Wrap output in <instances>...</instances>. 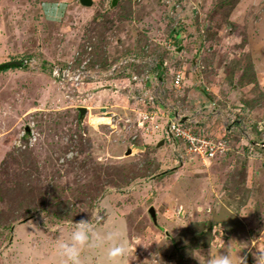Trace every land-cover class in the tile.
Returning a JSON list of instances; mask_svg holds the SVG:
<instances>
[{
    "label": "rangeland",
    "instance_id": "374dc122",
    "mask_svg": "<svg viewBox=\"0 0 264 264\" xmlns=\"http://www.w3.org/2000/svg\"><path fill=\"white\" fill-rule=\"evenodd\" d=\"M139 50L157 56L155 75L168 89L158 126L169 119L164 108L179 107L204 135L222 138L213 156L184 148L178 158L189 162L176 165L171 137H162L165 147L144 143L110 112L113 126L97 124L101 108L89 107L94 124L82 125L79 107L105 89L68 97L51 72L84 65L102 75L88 89L104 82L145 111L147 102L105 73ZM5 52L35 62L0 70V105L9 106L0 116V264H63L58 242L81 219L121 234L129 253L119 264H199L193 255L207 264L230 242L256 264L264 250V0H0V58ZM82 259L105 264L102 249L86 248Z\"/></svg>",
    "mask_w": 264,
    "mask_h": 264
},
{
    "label": "built area",
    "instance_id": "2783aa9c",
    "mask_svg": "<svg viewBox=\"0 0 264 264\" xmlns=\"http://www.w3.org/2000/svg\"><path fill=\"white\" fill-rule=\"evenodd\" d=\"M34 62L35 60L32 58L22 59V64L24 65H34ZM158 63L159 60L156 55L139 50L129 55L122 56L117 62L111 63L105 73L106 75L119 76L118 79L120 83L117 88L118 91L122 90L128 96H134L139 100L147 102V105L150 104L154 106L157 102L162 103L163 95L165 94L164 91L167 89L164 81L155 75V68ZM71 66V63H65L63 68L54 66L51 69L52 75L58 78L59 83L57 84H59L63 90H66V93L65 91L64 93L68 97H88L92 90L88 89L87 86L92 80L100 79L102 75L96 74L97 72L95 70L91 71V69H86L84 65L69 69ZM138 69H141V71L138 72ZM180 80L181 76L176 74L173 79V88L179 87ZM137 82L138 86L136 93L134 87L137 85ZM89 107L90 106L86 107L87 111L81 117L82 125L85 123L84 126H86L87 122L94 124L88 116L91 115L92 118H95V113L92 114ZM155 107L156 110L160 109L159 105ZM99 112L98 115L102 118V122L97 124L114 125L112 123V116L108 114V112L101 109ZM151 112V115H153L154 111ZM167 117L169 119L165 125L166 134L172 139L182 142L187 153H195L201 159H206L213 156L217 149L223 148L224 145L222 142L224 141H222V138L218 139V142H215L214 136L208 134L204 135L205 128L199 126L198 121H186L187 119L182 121L184 116L177 114V112L171 115L167 114ZM217 145H219L220 148Z\"/></svg>",
    "mask_w": 264,
    "mask_h": 264
},
{
    "label": "crops",
    "instance_id": "0c3cea01",
    "mask_svg": "<svg viewBox=\"0 0 264 264\" xmlns=\"http://www.w3.org/2000/svg\"><path fill=\"white\" fill-rule=\"evenodd\" d=\"M3 54H4L5 58L4 57L0 58V64L7 63L9 61H13V60H8L6 57L9 55V52H5ZM14 60H16V59H14ZM31 76L32 75H30L28 77L30 78ZM37 77H39V76L38 75L32 76V78L34 80ZM90 83H93V82H90ZM182 83H183V81H182ZM97 84H98V85H96L97 88L92 89V91L90 92V95L86 98L90 99L91 97H93V95L96 93L95 90H97V89L100 91H103L101 89H105L104 90L106 92L105 95L100 94L93 101L84 103V106H90L91 110H93V111L97 108H101V110H103V111H107V112L112 113L114 121L118 122L119 125L124 126V124L132 123V124H134L136 130L138 131L136 134L137 138L142 139V141H144V143H154V141H156L155 144L158 147L164 146L163 145L164 139L162 137H168V136H166L167 134L165 132V124L163 125L161 123L158 126V124L160 122H157L158 121L157 119L160 118L158 113L161 109L162 104L166 103L165 101L167 98L166 95L168 93V89L165 90L166 95H164V97H163L164 100L162 101V103L157 102L154 106L153 105L148 106L146 104H142L140 106L144 107V109L146 108V110L140 111L139 107H138V104H139L138 100H135V99L132 100V99L126 97L125 95H123L122 93L115 91V89L114 90L110 89V86L104 85V82L100 83V81H97ZM0 85H2L3 88H6L5 83H3L1 80H0ZM29 85H30V83L27 86H29ZM180 87L183 88V85L180 84ZM44 88H45L44 84H41V85L38 84V90L44 89ZM184 88H186V87H184ZM173 89H174L173 91L178 90V88H173ZM183 90L180 92L177 91L180 96H181L180 93L183 92ZM157 105H159V108H160L159 110L158 109L156 110L155 106H157ZM102 108H104V109H102ZM164 109L166 110V114H169V115L174 114L176 112L179 115L183 114V113H178V112H181L179 107L178 108H175V107L172 108L170 106H167ZM168 109L172 110V111L170 112ZM6 110H9V106H7L5 104L0 105V116L3 115ZM151 111H154L153 115H151L152 114ZM141 117H142V119H141ZM185 118L188 119L189 117L185 116ZM144 119H146V120H144ZM144 121H146L147 124H144ZM164 134H165V136H164ZM150 140H151V142H150ZM263 141H264V139H263ZM168 142H171L170 144L174 145L175 155H174L173 159L175 161V164L176 165L177 164H181V165L187 164L189 161L180 160L178 158L179 154H181L180 156L182 157L183 154L185 153L184 144L182 142H180L178 140H174L172 138H170V140ZM144 143L139 144L137 147L140 150H144L145 149ZM166 149L168 150V148H166ZM130 152H131V149H130ZM175 156H176V158H178L180 160V163H176ZM181 161H182V163H181ZM176 165H174V166H176Z\"/></svg>",
    "mask_w": 264,
    "mask_h": 264
},
{
    "label": "clouds",
    "instance_id": "9594fccd",
    "mask_svg": "<svg viewBox=\"0 0 264 264\" xmlns=\"http://www.w3.org/2000/svg\"><path fill=\"white\" fill-rule=\"evenodd\" d=\"M82 116L80 115L79 118L81 119ZM182 225L177 224L174 227ZM167 243L168 238L164 242H157V244ZM86 248L102 249L105 264H119L129 253V248L124 243L120 233L112 230L100 231L96 224L89 219H81L73 224L68 239L58 242L57 249L58 254L63 258V264H84L82 253ZM225 248V252H219L217 255L208 258L207 264H247L245 256L239 254L243 248L234 247L231 242ZM191 255L193 254L191 253ZM193 256L200 264L199 257ZM256 264H264V250H259Z\"/></svg>",
    "mask_w": 264,
    "mask_h": 264
},
{
    "label": "water",
    "instance_id": "95a60500",
    "mask_svg": "<svg viewBox=\"0 0 264 264\" xmlns=\"http://www.w3.org/2000/svg\"><path fill=\"white\" fill-rule=\"evenodd\" d=\"M80 1V3L82 4V5H85V6H90L91 4H92V0H79ZM177 50H180L181 49V46H178L177 48H176ZM22 63V61L21 60H13V61H11V62H7V64H10V65H12V66H19L20 64ZM102 109H104V108H102ZM79 112H80V115L82 116L83 115V113L85 112V107H79ZM186 118L185 117H183L182 118V121L183 120H185ZM263 145V144H262ZM261 145V146H262ZM141 147V146H140ZM130 153V148H128L127 150H126V154H129ZM149 213H150V215H151V217L154 219V221L156 222V216H155V210H154V207L153 206H150L149 207Z\"/></svg>",
    "mask_w": 264,
    "mask_h": 264
},
{
    "label": "trees",
    "instance_id": "16d2710c",
    "mask_svg": "<svg viewBox=\"0 0 264 264\" xmlns=\"http://www.w3.org/2000/svg\"><path fill=\"white\" fill-rule=\"evenodd\" d=\"M9 67H10V64H7V63L0 64V70L6 69V68H9ZM138 168H140V167L138 166ZM135 175H138L139 176V173L138 174H135Z\"/></svg>",
    "mask_w": 264,
    "mask_h": 264
},
{
    "label": "bare ground",
    "instance_id": "6f19581e",
    "mask_svg": "<svg viewBox=\"0 0 264 264\" xmlns=\"http://www.w3.org/2000/svg\"><path fill=\"white\" fill-rule=\"evenodd\" d=\"M83 107V106H82ZM85 112H86V109H85ZM85 112L83 114H85Z\"/></svg>",
    "mask_w": 264,
    "mask_h": 264
}]
</instances>
